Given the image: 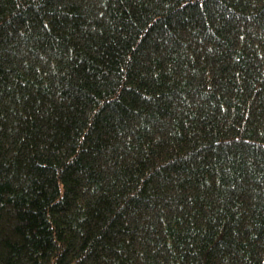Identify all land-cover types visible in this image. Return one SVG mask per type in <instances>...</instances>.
I'll return each instance as SVG.
<instances>
[{
    "label": "trees",
    "instance_id": "obj_1",
    "mask_svg": "<svg viewBox=\"0 0 264 264\" xmlns=\"http://www.w3.org/2000/svg\"><path fill=\"white\" fill-rule=\"evenodd\" d=\"M0 264H264V0H0Z\"/></svg>",
    "mask_w": 264,
    "mask_h": 264
}]
</instances>
